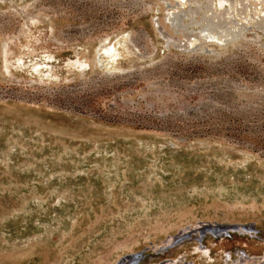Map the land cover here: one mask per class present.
Returning a JSON list of instances; mask_svg holds the SVG:
<instances>
[{
  "label": "rangeland",
  "instance_id": "1",
  "mask_svg": "<svg viewBox=\"0 0 264 264\" xmlns=\"http://www.w3.org/2000/svg\"><path fill=\"white\" fill-rule=\"evenodd\" d=\"M212 1L0 0V264H264V0Z\"/></svg>",
  "mask_w": 264,
  "mask_h": 264
},
{
  "label": "bare ground",
  "instance_id": "2",
  "mask_svg": "<svg viewBox=\"0 0 264 264\" xmlns=\"http://www.w3.org/2000/svg\"><path fill=\"white\" fill-rule=\"evenodd\" d=\"M174 1H177V0H174ZM178 1H181L180 4L182 6L183 0H178ZM242 4L239 3V4H237V5L234 6L233 3L230 0H213L211 2V4H207L206 5V9L208 10V15H209L210 19L213 21L212 24H214L215 27H217L218 30H221L222 31V28L228 22V20L226 19V16L227 15L231 14L232 17H234V14L235 13H239V14L240 13H244L245 14L246 9H244V7H243ZM227 9H229V10H227ZM236 15H238V14H236ZM181 17L179 16V18H181ZM216 19H217V21H216ZM176 21H177V19H176ZM255 21L257 22L258 27H260V29L262 28V30H264L263 29L264 28V19L262 17L258 16V18L255 19ZM207 23L208 22L206 21V24ZM206 26L207 25H204L202 27L201 33L206 37L207 40H209V42H215V39L218 38V36H220L219 33H217L216 35L215 34L214 35H209V37H207V34L206 33L208 32V28ZM221 31H219V32H221ZM231 36H232V38H235L236 36L238 37V32L237 31L234 32L233 35H231ZM229 38L230 37L228 35L224 36V34H223V36H221L220 39L221 40L223 39V41H227ZM185 41H189V40L187 38H185ZM184 44H186V43H184ZM113 50H114L113 48L106 46L105 43L100 44L99 48L96 51V60L99 63H101L100 57H104V58L109 59V60L112 59L114 57L113 54L111 55V52ZM185 260H187V259H183V257H182V259H177V260L172 261V262L171 261L170 262H163L161 264H187L188 261H185ZM260 263L261 262L259 261V264ZM248 264H250V263L248 262ZM251 264H256V261L255 262H252Z\"/></svg>",
  "mask_w": 264,
  "mask_h": 264
}]
</instances>
